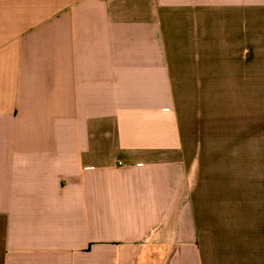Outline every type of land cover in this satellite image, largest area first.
Masks as SVG:
<instances>
[{
    "label": "crops",
    "instance_id": "1",
    "mask_svg": "<svg viewBox=\"0 0 264 264\" xmlns=\"http://www.w3.org/2000/svg\"><path fill=\"white\" fill-rule=\"evenodd\" d=\"M0 264H264V0H0Z\"/></svg>",
    "mask_w": 264,
    "mask_h": 264
}]
</instances>
